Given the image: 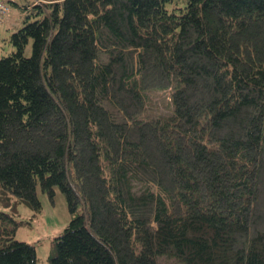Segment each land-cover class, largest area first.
<instances>
[{
    "label": "trees",
    "instance_id": "1",
    "mask_svg": "<svg viewBox=\"0 0 264 264\" xmlns=\"http://www.w3.org/2000/svg\"><path fill=\"white\" fill-rule=\"evenodd\" d=\"M33 1L0 58V188L82 203L49 264H264V0ZM16 224L0 264H36Z\"/></svg>",
    "mask_w": 264,
    "mask_h": 264
},
{
    "label": "rangeland",
    "instance_id": "2",
    "mask_svg": "<svg viewBox=\"0 0 264 264\" xmlns=\"http://www.w3.org/2000/svg\"><path fill=\"white\" fill-rule=\"evenodd\" d=\"M30 4L31 0H13L10 3V13L6 21L0 25V58L15 49L10 41V35L24 24L25 19L32 21L35 18L32 13L36 8ZM30 53L31 42L29 40L24 54L29 55ZM154 98L160 106L157 112L165 113L167 110L163 106L168 104V91H160ZM36 193L40 201L38 210L26 200L0 188V211L9 213L16 221L14 238L28 242L35 247L36 264H49L56 248L54 238L63 232L72 216L76 215L75 213L83 211V205L79 202L76 211H71L59 187H54L52 197L42 192L38 185ZM173 263L172 260H167L163 264Z\"/></svg>",
    "mask_w": 264,
    "mask_h": 264
},
{
    "label": "built area",
    "instance_id": "3",
    "mask_svg": "<svg viewBox=\"0 0 264 264\" xmlns=\"http://www.w3.org/2000/svg\"><path fill=\"white\" fill-rule=\"evenodd\" d=\"M8 13V5L5 0H0V22H2Z\"/></svg>",
    "mask_w": 264,
    "mask_h": 264
}]
</instances>
